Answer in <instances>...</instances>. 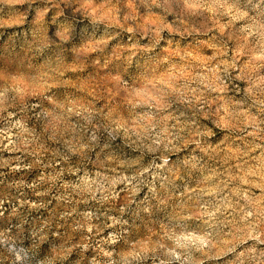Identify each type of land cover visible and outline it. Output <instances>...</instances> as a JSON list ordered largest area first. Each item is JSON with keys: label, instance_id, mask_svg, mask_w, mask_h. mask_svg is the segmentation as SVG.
Here are the masks:
<instances>
[{"label": "clouds", "instance_id": "obj_1", "mask_svg": "<svg viewBox=\"0 0 264 264\" xmlns=\"http://www.w3.org/2000/svg\"><path fill=\"white\" fill-rule=\"evenodd\" d=\"M0 264H264V0H0Z\"/></svg>", "mask_w": 264, "mask_h": 264}]
</instances>
